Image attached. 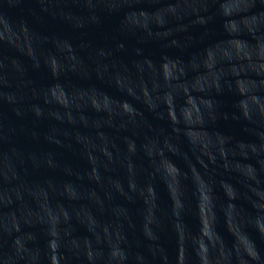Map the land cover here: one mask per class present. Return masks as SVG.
Wrapping results in <instances>:
<instances>
[{
  "label": "water",
  "instance_id": "1",
  "mask_svg": "<svg viewBox=\"0 0 264 264\" xmlns=\"http://www.w3.org/2000/svg\"><path fill=\"white\" fill-rule=\"evenodd\" d=\"M0 264H264V0H0Z\"/></svg>",
  "mask_w": 264,
  "mask_h": 264
}]
</instances>
